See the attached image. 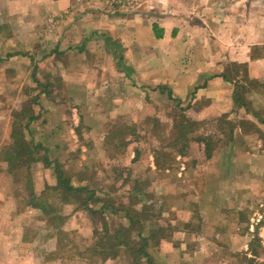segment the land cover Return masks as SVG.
<instances>
[{
	"label": "rangeland",
	"instance_id": "374dc122",
	"mask_svg": "<svg viewBox=\"0 0 264 264\" xmlns=\"http://www.w3.org/2000/svg\"><path fill=\"white\" fill-rule=\"evenodd\" d=\"M130 2L132 4L128 5ZM138 6L144 8L142 12L162 7L159 13L171 16L165 23L166 27L175 30L172 41L177 52L174 59L176 69L193 62L191 56L183 51L188 50L191 55L206 51L211 53L207 59L212 62L208 65L210 69L215 67V54L221 55L229 77L242 84L251 80L246 63L240 60L242 56L235 60L230 58V54L232 49H238L235 53L244 55L249 47L252 56L261 55L264 47V0H222V3L219 0H0V57L29 45L32 52L28 98L23 95L26 93L21 87L28 84L26 74L20 70L15 80L9 81L6 74L11 66L0 64V109L6 111L9 108L19 113L18 117L35 115L42 87L53 97L58 95L61 98V91L51 86L49 78L43 81L42 74L47 64L45 61L42 63L43 58L39 56H51L61 46L62 51L75 50L74 46L84 47L79 46L83 41H65V32L70 34L75 30L81 34L85 26L84 22L79 24V20L87 13L98 25L84 34L86 39L93 33L100 35L104 29L101 25L108 15L118 14L125 8L136 12L134 9ZM95 45L101 47L98 42ZM201 60L195 59L196 62ZM16 63L21 67L27 65L21 60ZM262 65L264 61L259 60L257 67ZM215 76L211 74L209 79ZM258 79L255 80L264 82L262 78ZM202 84L204 82H200L198 87ZM263 86L253 82L247 83L245 89L262 91ZM161 94L165 98L169 95L167 91L147 92L142 109L144 112L148 109L149 115L142 120L133 121V113V116L127 114L126 121L109 123L105 149L95 146V137H102L103 131L94 128L89 138L90 149L81 130L77 135L73 133L76 150L70 154L71 158L69 154L62 160L54 158L55 155L48 153L26 130L27 142L24 140V144L29 153L23 154L22 160L28 158L33 162L28 165L22 162L10 169L7 150L0 152V264H152L151 257L144 256L146 247L150 243L157 245L160 236L170 237L171 234L167 233L181 226L177 210L189 212L187 215L198 211L197 201L191 195H196L195 192L201 188L199 183L191 182L188 186L177 184L159 189L150 184L151 176L146 171V163L151 160L150 152L155 151L158 164L169 163L175 168L182 161L176 158L177 154L183 153L185 166L192 168L227 143L234 124L229 118L239 117L233 113V117L225 114L196 119L189 115L194 111L189 106L195 97L194 91H190L184 102L176 98L162 102L158 100ZM21 97H24L23 102ZM149 97L157 99L154 101ZM151 102L157 105V110L147 108L150 107L147 103ZM259 103L264 109V104ZM151 112L153 114L150 115ZM7 114L5 112V118ZM73 116L77 119L76 114ZM18 125L20 128L15 130V138H20L23 131L22 122L18 121ZM6 130L5 124L3 131ZM78 135L81 139L77 138ZM85 135L89 137L88 133ZM133 141H137L135 147L140 157L135 162L129 157L119 160L121 149H130L128 143ZM10 144L15 146V139L11 138ZM84 148L91 152L86 153ZM76 158L79 163L74 169L69 165L71 159ZM193 172L190 169V173ZM39 192L44 195L42 201L36 196ZM258 197L262 201L255 200L253 210L243 202L239 204L238 214L232 216V221L238 222L240 228H244L251 217L256 223L260 213H255V216L252 213L264 208V194ZM36 206H40L41 211L36 210ZM197 215L195 220L192 216L189 221L203 238V220ZM230 227L233 229L231 225L227 231H231ZM141 234L148 237L145 243L140 239ZM206 237L216 239L214 235ZM137 250L141 253H136ZM215 251L218 257L228 254L231 263L235 259V252L231 249ZM242 261L245 264L243 256Z\"/></svg>",
	"mask_w": 264,
	"mask_h": 264
},
{
	"label": "crops",
	"instance_id": "0c3cea01",
	"mask_svg": "<svg viewBox=\"0 0 264 264\" xmlns=\"http://www.w3.org/2000/svg\"><path fill=\"white\" fill-rule=\"evenodd\" d=\"M219 1L222 3V0ZM130 4L132 3H128ZM139 6L134 9L136 12L125 8L120 9L118 14L108 15L104 25H101L104 27L103 31L98 32L100 35L96 36L93 33L87 35L86 39L84 34L90 29L94 30L98 25L94 17H88L87 13L85 18L79 20V24L84 22L85 26L81 34L75 30L70 34L69 31L65 32V41L76 43L83 41L79 46L85 45L84 47L79 49L74 46L75 50L62 51L61 46L56 50L58 52L51 56L46 58L43 54L39 56L43 58L41 62L45 61L47 64L42 74L43 81L49 78L51 86H54L56 91H61V98H58V95L53 97L42 87L37 99L35 119L29 123L28 132L48 153H53L54 158L62 160L68 154L71 158L70 154L76 150L73 137L80 130L87 138L85 142L90 149L92 147L89 143L90 134L94 128L101 129L102 137H95L97 140L94 144L104 148L109 123L126 121L127 114L133 116V113L135 117L133 116L132 120L140 121L149 115L147 108L157 110V105L152 102L147 103L150 107H147L145 112L142 109L148 91L153 94L167 91V94L172 93V98L182 102L190 91H194L195 97L189 105L194 111L189 115L196 119L225 114L233 117L232 114L237 113L239 117L236 119L229 118L234 124L227 143L204 161L194 164L192 168L185 166L184 155L177 154L176 158L182 161L175 168L169 163L158 164L155 151H149L151 160L146 163V171L151 176L150 184L158 186L159 189L177 184L188 186L191 182L199 183L201 190L196 191V195H191V198L197 201L198 211L187 215L189 212L177 210L176 214L182 220L179 222L181 226L168 232L167 234H171L170 237L160 236L158 244L150 243L146 250L150 254L152 264H244L242 256L246 260L245 264H264V208L262 211L253 212L254 216L255 213H260L256 223L251 217V222L249 219L244 228H240L238 222L232 221V216L238 214L240 203L246 202V206L253 210V202L262 201L258 196L264 194V109L259 103L264 104V89L262 91L245 89L244 98L248 109L237 106L234 101L236 80L226 73L221 55L215 54V67L210 69L208 65L212 62L207 59L211 53L206 51L192 55L188 50L183 51L182 53L186 52L189 57L191 56L193 62L189 61L187 65L176 69L174 59L177 52L172 41L174 28L166 27L165 23L171 16L169 13L166 15L159 13L162 7H152L142 12L144 8L140 9ZM154 23L163 29L161 37L154 35L152 29ZM60 40L65 42L63 37H60ZM96 42L101 45L100 48L95 45ZM18 50L20 51L7 52L6 56L0 57V64L11 66L6 74L9 81L15 80L20 70L26 74L28 84L21 86L22 92L26 93L30 89L32 52L30 45ZM235 50L238 49H232L234 54L231 53L230 58L236 60L238 56H242L240 60L246 63L249 77L252 80L262 78L264 81V65L257 67L259 60L264 61V47L260 56H252L249 47L244 55L235 53L237 52ZM198 58L202 60L196 62L195 59ZM18 60L27 65L22 66L23 68L17 66ZM211 74L216 76L209 79ZM200 82L204 84L198 87ZM16 84H19V81H16ZM23 95L28 98L27 93ZM21 98L23 102L24 97ZM158 100L168 102L170 98H165L164 94H161ZM0 112L3 116L0 119L2 152L11 139L16 112L9 108L6 111L0 109ZM5 112H8L6 118ZM246 122L247 125L244 124ZM5 124L6 132L3 131ZM87 133L89 137H86ZM77 138L81 139L80 135ZM136 142L128 143L130 149L126 147L121 149L119 160L129 157L130 161H136L139 156L135 147ZM84 150L88 154L91 152L87 148ZM107 159L110 161V158ZM78 163V158L71 159L69 166L75 169ZM190 169L194 170L193 174L190 173ZM163 191L164 189L162 193ZM36 196L40 200L44 199L40 192ZM35 209L41 211L40 206H36ZM197 212L203 220L205 230L203 238L198 228L193 229L189 221L192 216L195 220ZM231 225L233 229L230 227L231 231H227ZM206 235H214L216 239ZM216 249L233 250L234 261L230 262L228 254H221L218 257L215 254Z\"/></svg>",
	"mask_w": 264,
	"mask_h": 264
},
{
	"label": "trees",
	"instance_id": "16d2710c",
	"mask_svg": "<svg viewBox=\"0 0 264 264\" xmlns=\"http://www.w3.org/2000/svg\"><path fill=\"white\" fill-rule=\"evenodd\" d=\"M152 29H153V32H154V35L156 36V37H161L162 36V31H163V29L162 28H160L156 23H154L153 25H152ZM175 30H173V32H174ZM253 82H255V83H258V84H264V82L263 83H260L259 81H257V80H250V81H248V82H246L245 84H242V83H240L239 81H235V90H234V101L236 102V105L237 106H239V107H244V108H246V109H248V106H247V102L245 101V96H244V94H242L243 92H245V87H246V84L248 83V84H251V83H253ZM264 87V86H263ZM243 91V92H242ZM168 97L171 99L172 98V96H171V94H169L168 95ZM28 112V111H27ZM20 114L19 113H15V116H16V118H15V120L13 121V127H12V133H11V138H13V139H15V142H16V145L14 146V145H7L5 148H4V150H3V152L5 151V150H7V154H8V156H7V161H8V163H9V167H10V169H13L12 167L13 166H15V165H21V163L22 162H26L25 164H29V162H33V161H31V160H28V158H27V160L26 161H23L22 160V155L23 154H28L29 152H28V148H26V146H25V144H24V140L27 142V140H26V138H25V133H24V131L26 130V131H29V123L33 120V119H35V115L34 114H27V115H25V116H21V117H18ZM18 121H20V122H22V127H23V131L22 132H20V134L21 135H19L20 136V138H15V130L16 129H18V128H20V126L18 125ZM179 126V125H178ZM180 133V131H178V134ZM229 133H231V130H230V132ZM229 136H230V134H229ZM176 138V137H175ZM205 151H207V147L205 146ZM33 151H31V153H32ZM180 152H182L181 150H180ZM181 155H183V153H180ZM210 155L211 154H209V155H207V157H210ZM20 161V162H19ZM18 162V163H17ZM150 234H153V232H151ZM142 235V234H141ZM140 235V236H141ZM142 241H144V243L146 242V240H148V237H144L143 235L141 236V238H140ZM121 244V243H120ZM146 245V244H145ZM144 248V249H143ZM142 249H143V251L145 250V247H144V244H143V247H142ZM142 251V252H143ZM148 254H147V253ZM144 251V256H145V258H148L149 259V256H150V254H149V252L148 251ZM136 253H138V254H140L141 252L140 251H138L137 250V252Z\"/></svg>",
	"mask_w": 264,
	"mask_h": 264
}]
</instances>
